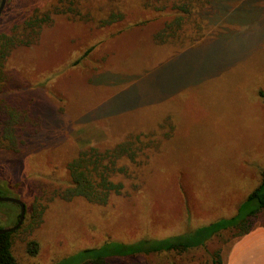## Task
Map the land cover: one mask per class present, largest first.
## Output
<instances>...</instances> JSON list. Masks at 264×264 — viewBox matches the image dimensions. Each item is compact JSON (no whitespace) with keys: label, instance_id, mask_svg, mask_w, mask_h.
<instances>
[{"label":"rangeland","instance_id":"obj_1","mask_svg":"<svg viewBox=\"0 0 264 264\" xmlns=\"http://www.w3.org/2000/svg\"><path fill=\"white\" fill-rule=\"evenodd\" d=\"M53 1L6 0L0 32ZM219 1L211 0L209 31L191 47L153 43L163 20L136 26L147 15L139 0H82L76 16H55L37 42L11 52L0 98L25 109L18 133L28 146L0 149V196L25 205L27 219L13 234L19 264H71L105 241L178 234L229 217L259 183L264 0ZM117 9L126 20L105 22ZM139 133L147 135L141 145L150 138L159 145L142 190L105 205L57 196L80 150L103 151ZM18 213L0 201V228ZM28 239L39 243L35 256Z\"/></svg>","mask_w":264,"mask_h":264},{"label":"trees","instance_id":"obj_2","mask_svg":"<svg viewBox=\"0 0 264 264\" xmlns=\"http://www.w3.org/2000/svg\"><path fill=\"white\" fill-rule=\"evenodd\" d=\"M214 2L215 7H222V1ZM139 3L147 15L140 21H134L136 26L146 25L155 18L163 20L152 35L153 43L160 46L175 45L177 49H181V46L191 47L189 44L209 31L205 17L213 6L211 0H139ZM81 5L82 0H54L45 6H34L27 9L18 22L0 32V93L4 97L8 92L7 71L11 52L32 46L37 42L43 27L51 24L55 16L72 18L78 14ZM125 16L124 11L117 9L105 22L126 20ZM104 20L100 19L97 23L102 26ZM24 112L25 109L20 108L18 103L10 104L0 98V149L16 151L21 144L27 145L26 138L21 139L18 133L23 124ZM32 118L39 121L37 116ZM142 136L147 135L139 133L103 151L94 147L80 150L66 163L69 179L57 196L64 201L83 198L94 204L105 205L114 196L138 193L146 184L149 166L159 151L158 142H150L155 139L150 138V141L141 145ZM259 175V183L229 217L214 219L178 234L142 237L131 242L105 241L98 247L79 252L71 264H226L233 243L257 225L264 226V223L256 224L257 220L264 218V167ZM18 218L19 213L14 224ZM31 219L36 224L40 218L34 211ZM20 229L21 226L12 232L0 234V264H19L12 245L13 234ZM214 241L219 246L211 250L209 245ZM227 243L222 253L223 245ZM38 248L36 240L26 241V251L31 256L36 255Z\"/></svg>","mask_w":264,"mask_h":264},{"label":"crops","instance_id":"obj_3","mask_svg":"<svg viewBox=\"0 0 264 264\" xmlns=\"http://www.w3.org/2000/svg\"><path fill=\"white\" fill-rule=\"evenodd\" d=\"M226 264H264V226L257 225L231 246Z\"/></svg>","mask_w":264,"mask_h":264},{"label":"water","instance_id":"obj_4","mask_svg":"<svg viewBox=\"0 0 264 264\" xmlns=\"http://www.w3.org/2000/svg\"><path fill=\"white\" fill-rule=\"evenodd\" d=\"M6 0H0V14L3 11V8L5 6ZM0 201H8L14 204H17L20 208L19 211V218L16 224H14L13 226L10 227H5V228H0V234L3 233H7V232H12L14 230H16L19 226H21L23 220H24V216H25V205L23 203V201H21L18 198H12V197H2L0 196Z\"/></svg>","mask_w":264,"mask_h":264},{"label":"flooded vegetation","instance_id":"obj_5","mask_svg":"<svg viewBox=\"0 0 264 264\" xmlns=\"http://www.w3.org/2000/svg\"><path fill=\"white\" fill-rule=\"evenodd\" d=\"M17 205V204H16ZM18 206V205H17ZM19 207V206H18ZM19 211H20V208H19ZM17 223V222H16Z\"/></svg>","mask_w":264,"mask_h":264}]
</instances>
